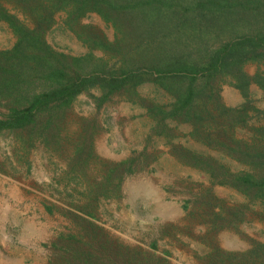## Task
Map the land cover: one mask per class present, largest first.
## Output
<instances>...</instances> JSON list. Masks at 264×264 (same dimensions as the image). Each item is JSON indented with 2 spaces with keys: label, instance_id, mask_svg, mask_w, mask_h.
<instances>
[{
  "label": "rangeland",
  "instance_id": "374dc122",
  "mask_svg": "<svg viewBox=\"0 0 264 264\" xmlns=\"http://www.w3.org/2000/svg\"><path fill=\"white\" fill-rule=\"evenodd\" d=\"M195 2L178 0L189 23L157 34L72 7L44 22L65 77L0 83V121L80 76L127 80L101 78L25 127L0 128V264H264V188L240 179H264V61L228 59L196 80L193 117L172 114L193 80L164 70L196 66L239 34L230 11L198 18ZM17 42L0 18V56Z\"/></svg>",
  "mask_w": 264,
  "mask_h": 264
},
{
  "label": "trees",
  "instance_id": "16d2710c",
  "mask_svg": "<svg viewBox=\"0 0 264 264\" xmlns=\"http://www.w3.org/2000/svg\"><path fill=\"white\" fill-rule=\"evenodd\" d=\"M16 4V6L27 15L34 17L37 26L29 28L24 25L15 14L0 0V18L4 19L14 29L18 35L16 46L8 51L2 52L0 56V72L5 76L0 80L4 84L5 92H12L14 83H11V77H21L25 73L42 72L47 73V78L65 77V70L60 63H51L48 59L57 57L51 47L45 42L43 35V25L49 21L54 10L69 9L70 13L77 10H83L80 13L96 11L104 19L120 29L119 26L125 22L134 26L136 30H142L146 25L152 29L167 30L171 23L177 27L189 23V14L178 0H7ZM193 11H199L198 18L209 16L212 12H220L222 15L230 11L229 17H232L233 25L238 28L239 34L234 40L226 43L217 50L211 51L209 56L201 59L196 66L185 64L180 68H169L164 70L173 76H189L191 80L190 89L179 97L175 104L172 114L187 115L190 118L194 116L195 102L199 90L203 91L202 86H197L196 80L203 76L204 78H216L225 68L228 59H249L264 61V0H254L250 4L249 0H195ZM186 8V7H184ZM203 12V13H202ZM227 16V15H226ZM123 18L122 23L119 20ZM198 19H193L194 23ZM178 22V23H177ZM40 23V24H39ZM121 25L123 32H129ZM164 28V29H163ZM234 29V28H233ZM135 30V31H136ZM134 35V32H129ZM157 34V33H156ZM57 59V58H55ZM102 77L98 75L80 76L79 79H73L65 85H60L52 90L45 91L33 97L29 105L24 107L13 106L9 109L6 118L0 121V128L12 127L21 128L29 125L35 119V114L43 107L50 106L51 103H58L59 106H67L74 100L78 92L87 86L97 83ZM109 81L111 87L121 85L127 80V73L120 78L109 77L102 78ZM12 95V94H11ZM217 98V94H214ZM241 181L250 186L264 188V179H255L253 174L240 176Z\"/></svg>",
  "mask_w": 264,
  "mask_h": 264
}]
</instances>
